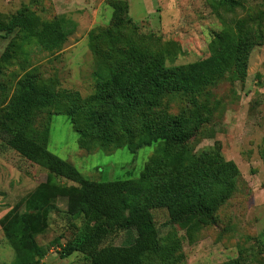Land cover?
I'll return each mask as SVG.
<instances>
[{
	"label": "rangeland",
	"instance_id": "1",
	"mask_svg": "<svg viewBox=\"0 0 264 264\" xmlns=\"http://www.w3.org/2000/svg\"><path fill=\"white\" fill-rule=\"evenodd\" d=\"M220 1L0 0V23L24 9L33 33L52 30L61 39L48 50L35 36L0 32V55L13 44L9 60L0 61V109L13 96L17 82L34 74L37 84L54 95L53 104L37 114L34 126L40 129L49 117L48 151L72 164L86 181L137 179L152 162L159 166L153 177L158 182L181 176L175 169L202 170L213 159L225 165L222 183L228 187L214 181L207 199L224 195L213 206L210 222L191 219L183 225H164L167 209H148L158 243L142 264H264V0H235L231 8ZM119 18L132 22L116 25ZM239 29L254 37L240 67L228 65L195 91L163 92L145 113V120L160 124L177 117L184 133H190L168 158L159 154L161 142L135 153L123 145L114 148L83 113L97 74L106 76V64L118 65L121 52L136 49L159 58L166 67L181 66L207 58L214 46L235 38ZM73 109L77 112L70 115ZM122 119L135 128L143 122L139 114ZM76 128L90 130L81 138ZM111 137L124 141L118 129ZM41 182L79 188L21 158L0 140V220L17 205L22 210V201ZM54 202L45 228L33 237L46 249L38 264H86L79 253L59 257L61 246L80 235L81 223L66 211V198L58 196ZM133 235L117 232L103 245H124ZM14 257L0 226V264H14Z\"/></svg>",
	"mask_w": 264,
	"mask_h": 264
},
{
	"label": "trees",
	"instance_id": "2",
	"mask_svg": "<svg viewBox=\"0 0 264 264\" xmlns=\"http://www.w3.org/2000/svg\"><path fill=\"white\" fill-rule=\"evenodd\" d=\"M235 4V0L220 1V5L229 8ZM29 17L24 9L17 11L5 23H0V32L7 35L19 31L26 36H35L48 50L59 44L60 37L49 28L48 32L42 29L33 33ZM123 22L132 21L119 18L115 24ZM253 40L247 31L239 29L235 38L214 46L207 58L173 67H166L159 58L136 49L123 51L118 65L106 64V76L97 74L94 93L83 113L95 123L92 126L100 129L102 140L114 148L123 145L130 153H135L142 147L161 142L159 154L168 158L172 150L188 140L190 133H184L177 117L160 124L145 120V113L157 104L163 92L195 91L211 82L228 65L240 67ZM9 46L13 44L9 43L1 53L0 61L7 62L11 57ZM53 100L52 92L46 86L38 85L34 74L27 73L17 82L11 99L0 109V140L6 146L51 176L79 185L74 190L41 182L22 201V210L19 211L17 205L0 220L3 236L14 249V264H38V259L43 257L46 249L38 246L33 237L45 228V218L55 208L54 201L58 196L66 198V211L81 223L78 238L62 245L58 255L65 258L79 253L86 264H142V258L154 252L158 243V229L149 214L150 207L167 209L164 225H183L191 219L212 220L213 206L224 200L221 194L215 200L207 201L212 183L221 181L223 188L228 187L222 183L227 169L220 160L207 161L202 170L175 169L181 176L171 175L163 182L153 179L159 168L155 162L151 167L146 166L137 179L86 181L72 164L48 151L49 117L40 129L34 126L37 114L49 108ZM75 112L73 109L69 114ZM135 114L143 117L138 128L122 119ZM115 129L122 134L123 143L111 137ZM75 130L84 138L90 129ZM121 231L134 235L124 245H103L107 236Z\"/></svg>",
	"mask_w": 264,
	"mask_h": 264
}]
</instances>
